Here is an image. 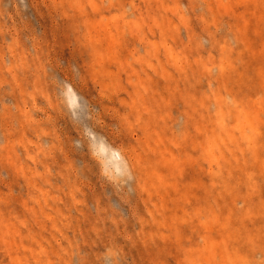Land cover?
Returning <instances> with one entry per match:
<instances>
[{"label": "rangeland", "instance_id": "1", "mask_svg": "<svg viewBox=\"0 0 264 264\" xmlns=\"http://www.w3.org/2000/svg\"><path fill=\"white\" fill-rule=\"evenodd\" d=\"M0 264H264V0H0Z\"/></svg>", "mask_w": 264, "mask_h": 264}]
</instances>
